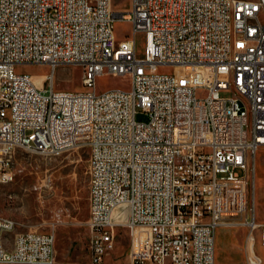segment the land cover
Listing matches in <instances>:
<instances>
[{
  "label": "built area",
  "instance_id": "built-area-1",
  "mask_svg": "<svg viewBox=\"0 0 264 264\" xmlns=\"http://www.w3.org/2000/svg\"><path fill=\"white\" fill-rule=\"evenodd\" d=\"M32 63L79 65L86 89L38 87L15 71ZM105 73L129 88L96 91ZM262 146L264 0H0V185L16 149L86 147L89 264H215L218 227L243 229L244 264H261ZM17 227L0 216V264H54V232ZM121 227L125 258L110 260Z\"/></svg>",
  "mask_w": 264,
  "mask_h": 264
},
{
  "label": "rangeland",
  "instance_id": "rangeland-1",
  "mask_svg": "<svg viewBox=\"0 0 264 264\" xmlns=\"http://www.w3.org/2000/svg\"><path fill=\"white\" fill-rule=\"evenodd\" d=\"M130 2L111 0V7L115 12L128 11ZM129 30L128 22L116 21L114 31L118 40L126 38ZM137 42L140 52V35ZM15 71L30 74L38 87L47 88L51 81L58 90L86 89L79 65L60 64L51 69L45 63L21 64L15 66ZM157 72L170 73L171 68L159 67ZM95 88L98 92L111 88L127 89L129 76L100 74L95 79ZM48 92L49 89L45 91ZM221 95L229 96L230 92H222ZM137 118L146 119L143 115H137ZM13 156L14 178L0 185V216L15 219L18 231H53L54 264H89L87 148L65 149L54 155L16 149ZM251 188L257 219L264 221V146L254 157ZM215 233V264H244V230L218 227ZM127 245V232L121 227L108 259L123 261ZM256 251L262 258L261 264H264V246L257 243Z\"/></svg>",
  "mask_w": 264,
  "mask_h": 264
},
{
  "label": "bare ground",
  "instance_id": "bare-ground-1",
  "mask_svg": "<svg viewBox=\"0 0 264 264\" xmlns=\"http://www.w3.org/2000/svg\"><path fill=\"white\" fill-rule=\"evenodd\" d=\"M31 79H32V81H33V77L31 76ZM34 82V81H33Z\"/></svg>",
  "mask_w": 264,
  "mask_h": 264
}]
</instances>
